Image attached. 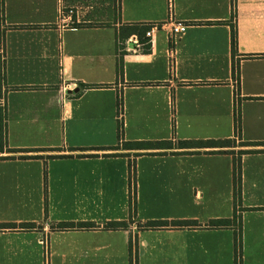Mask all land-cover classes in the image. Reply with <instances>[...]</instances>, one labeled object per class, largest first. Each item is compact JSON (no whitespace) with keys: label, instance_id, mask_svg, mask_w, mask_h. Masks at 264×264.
<instances>
[{"label":"crops","instance_id":"1","mask_svg":"<svg viewBox=\"0 0 264 264\" xmlns=\"http://www.w3.org/2000/svg\"><path fill=\"white\" fill-rule=\"evenodd\" d=\"M61 3L76 8L71 25L58 20L57 0H0V224L36 226L0 229V264H264V145L239 144L264 142V0ZM170 21L187 24L172 43ZM148 23L162 26L148 50L134 34L119 40L122 26ZM210 139L234 143L121 147ZM238 150L249 152L234 199ZM234 213L237 258L234 227L207 224ZM152 220L197 225L144 227Z\"/></svg>","mask_w":264,"mask_h":264},{"label":"trees","instance_id":"2","mask_svg":"<svg viewBox=\"0 0 264 264\" xmlns=\"http://www.w3.org/2000/svg\"><path fill=\"white\" fill-rule=\"evenodd\" d=\"M148 29L147 25H130V26H122L119 29L118 38L122 40L126 38L130 34H134L138 37L141 43H145L147 38L144 36L145 31ZM143 50H148L149 45L144 44L142 46ZM230 50L231 56L237 54V41H236V30L233 24L230 25ZM122 62L118 59L117 61V70L121 71ZM238 67L233 64V74L234 76L238 77ZM122 103L119 99L118 107L121 106ZM234 127H235V137H239V114L238 109L234 111ZM119 133L122 130V125L118 126ZM234 141L231 139H221V140H178L175 143L171 141H135V142H124L121 147L123 149H137V150H153V149H173V148H180V149H190V148H221V147H229L232 146ZM240 145H264L262 143H250V142H239ZM118 148V147H117ZM25 151H36L37 149H29ZM13 151H21V150H13ZM245 152H249L248 150H238L237 154L238 157L233 159V169H232V181H233V195L234 199H238L239 197V188H240V162H239V155ZM139 153H136L138 155ZM135 171H134V161L129 160L128 163V185L130 191V206L133 205L134 194H135ZM208 226H228L232 225L234 227V250L235 256L237 258L239 250H240V231H241V222L236 213L233 214L231 219H211L208 221ZM197 223L194 220H152L147 221L144 224V227L147 228H164V227H193L196 226ZM94 223H70V222H61L56 225L57 228L60 229H68V228H91L94 227ZM36 227L34 223L25 222V223H1L0 229H29ZM105 228L108 229H116V228H124L126 227V223L122 221H110L104 224Z\"/></svg>","mask_w":264,"mask_h":264},{"label":"built area","instance_id":"3","mask_svg":"<svg viewBox=\"0 0 264 264\" xmlns=\"http://www.w3.org/2000/svg\"><path fill=\"white\" fill-rule=\"evenodd\" d=\"M58 3V20L62 23L72 24V16L76 15V8L74 7H64L61 3V0H57ZM148 29L145 31L144 36L147 38L145 43H141L136 35L130 37L129 41L137 45L138 47L143 46L144 44H150L153 32L158 29L161 25L158 23H148L146 24ZM168 39L172 43L174 40L182 35L187 27V24L180 21H170L168 23ZM162 27V26H161ZM171 52V51H170Z\"/></svg>","mask_w":264,"mask_h":264},{"label":"water","instance_id":"4","mask_svg":"<svg viewBox=\"0 0 264 264\" xmlns=\"http://www.w3.org/2000/svg\"><path fill=\"white\" fill-rule=\"evenodd\" d=\"M77 90H78V88H75V89L72 90V92H76Z\"/></svg>","mask_w":264,"mask_h":264}]
</instances>
